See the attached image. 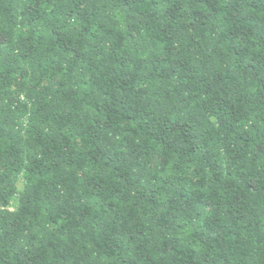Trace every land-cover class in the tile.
Segmentation results:
<instances>
[{
	"label": "trees",
	"instance_id": "16d2710c",
	"mask_svg": "<svg viewBox=\"0 0 264 264\" xmlns=\"http://www.w3.org/2000/svg\"><path fill=\"white\" fill-rule=\"evenodd\" d=\"M0 264H264V0H0Z\"/></svg>",
	"mask_w": 264,
	"mask_h": 264
}]
</instances>
